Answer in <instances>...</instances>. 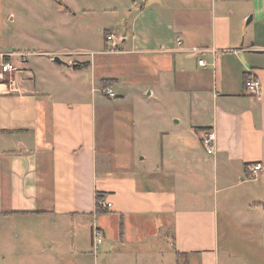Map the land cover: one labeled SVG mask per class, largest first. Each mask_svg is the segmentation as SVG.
<instances>
[{
    "label": "crops",
    "instance_id": "obj_1",
    "mask_svg": "<svg viewBox=\"0 0 264 264\" xmlns=\"http://www.w3.org/2000/svg\"><path fill=\"white\" fill-rule=\"evenodd\" d=\"M50 1L0 48V264H264V0Z\"/></svg>",
    "mask_w": 264,
    "mask_h": 264
},
{
    "label": "built area",
    "instance_id": "obj_2",
    "mask_svg": "<svg viewBox=\"0 0 264 264\" xmlns=\"http://www.w3.org/2000/svg\"><path fill=\"white\" fill-rule=\"evenodd\" d=\"M117 40V36L115 34H110L108 37V41L110 44L115 45V41ZM182 41L179 40V44ZM195 53H204L206 51L205 48H197L193 49ZM31 53L22 52V51H10L5 53H0V75L4 74H12L18 72L22 65L28 62V58ZM199 64L202 66H206L207 63L204 59L199 60ZM245 88L249 93L258 94L261 91L262 84L261 81L255 76H248L245 82ZM105 93L110 97H116V92L112 87H108L105 89ZM217 140V132L214 129H206L204 131V136L202 137L201 141L205 148L209 152H213L215 148V143ZM261 166L259 164H251L248 167L249 172L251 173V177H255L258 174ZM253 177V178H254ZM111 204L105 205L104 207H108ZM92 238H93V247L95 250H98L99 247L104 242V232L98 226L93 227L92 231Z\"/></svg>",
    "mask_w": 264,
    "mask_h": 264
},
{
    "label": "rangeland",
    "instance_id": "obj_3",
    "mask_svg": "<svg viewBox=\"0 0 264 264\" xmlns=\"http://www.w3.org/2000/svg\"><path fill=\"white\" fill-rule=\"evenodd\" d=\"M58 7H64L59 5L56 2H51L50 0H0V48L2 49H11L12 44L9 42L11 39V27L9 28V20L11 19L12 13H14L16 16L24 15L28 16V18H32L33 15H37V13H52L55 11V8ZM106 16H108L107 13H105ZM19 18H16L18 20ZM107 21L109 20L106 18ZM11 21V20H10ZM8 24L6 27L4 24ZM11 25V24H10ZM23 27V26H22ZM25 27L29 29L28 22H26ZM33 27V26H31ZM37 28L36 26L34 28H31L33 30ZM38 32V31H37ZM104 35L102 31L96 30L95 31V39H96V44H100L101 41L103 40ZM5 52H10V51H4L0 53H5ZM14 74V73H12ZM10 81L11 80V74H4L0 75V82L3 81ZM124 111V109L122 110ZM131 112H123L122 113V119L127 121L128 123L131 121L130 115Z\"/></svg>",
    "mask_w": 264,
    "mask_h": 264
},
{
    "label": "trees",
    "instance_id": "obj_4",
    "mask_svg": "<svg viewBox=\"0 0 264 264\" xmlns=\"http://www.w3.org/2000/svg\"><path fill=\"white\" fill-rule=\"evenodd\" d=\"M110 34H111L110 31H107V32L105 33V38H106V43H107V44L109 43V41H108V37H109ZM111 82H112V81H106L105 84L103 85V89H106V88L110 87V86L112 85ZM98 197H99V196H98ZM98 199H100V197H99ZM98 210H99V211H104V210H105V209L100 205V202H98ZM187 257H188V254H187V253H183V252H179V251H177V262H178V264H181L184 260H185V262L187 263V261H186Z\"/></svg>",
    "mask_w": 264,
    "mask_h": 264
},
{
    "label": "water",
    "instance_id": "obj_5",
    "mask_svg": "<svg viewBox=\"0 0 264 264\" xmlns=\"http://www.w3.org/2000/svg\"><path fill=\"white\" fill-rule=\"evenodd\" d=\"M56 60L61 61V59L59 57H56Z\"/></svg>",
    "mask_w": 264,
    "mask_h": 264
}]
</instances>
